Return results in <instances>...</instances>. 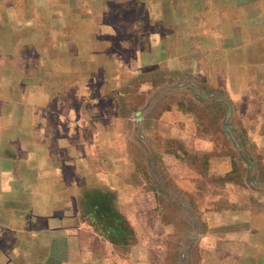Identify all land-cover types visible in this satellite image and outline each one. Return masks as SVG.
Here are the masks:
<instances>
[{"label":"crops","instance_id":"obj_1","mask_svg":"<svg viewBox=\"0 0 264 264\" xmlns=\"http://www.w3.org/2000/svg\"><path fill=\"white\" fill-rule=\"evenodd\" d=\"M183 79L255 110L241 123L264 143V0H0V264H134L99 224L124 235L144 217L133 142L149 139L152 95ZM168 106L163 135L182 119ZM200 254L264 264V203L207 213Z\"/></svg>","mask_w":264,"mask_h":264},{"label":"rangeland","instance_id":"obj_2","mask_svg":"<svg viewBox=\"0 0 264 264\" xmlns=\"http://www.w3.org/2000/svg\"><path fill=\"white\" fill-rule=\"evenodd\" d=\"M180 90L152 95L149 139L133 142L130 178L146 199L134 208L144 217L135 220L134 232L128 226L124 235L115 233L120 221L99 224L108 236L97 238L101 245L121 260L127 250L134 264L147 263L146 246L158 233L160 244L165 235L164 260L153 258L150 264H196L205 242L207 213L264 203V143L252 139L256 126L241 123V118L247 115L251 120L256 111L243 109V102L232 103L220 88L202 82L183 79ZM161 103L166 107L175 103L182 115L181 123L164 135L154 124ZM147 223L153 234L146 232Z\"/></svg>","mask_w":264,"mask_h":264}]
</instances>
